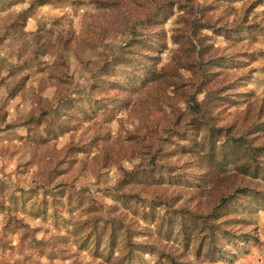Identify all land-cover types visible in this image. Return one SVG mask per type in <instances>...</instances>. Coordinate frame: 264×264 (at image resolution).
<instances>
[{"label": "rangeland", "instance_id": "1", "mask_svg": "<svg viewBox=\"0 0 264 264\" xmlns=\"http://www.w3.org/2000/svg\"><path fill=\"white\" fill-rule=\"evenodd\" d=\"M263 123L264 0H0V264L264 253Z\"/></svg>", "mask_w": 264, "mask_h": 264}, {"label": "trees", "instance_id": "2", "mask_svg": "<svg viewBox=\"0 0 264 264\" xmlns=\"http://www.w3.org/2000/svg\"><path fill=\"white\" fill-rule=\"evenodd\" d=\"M181 68H183V66H181ZM194 106L197 108L196 110H198V112H201V106L202 103H194ZM264 125V123H263ZM213 131L212 130L210 132L209 135V140H207L208 142V158L209 160L214 164L219 166L218 168H224V169H228L232 167V164H230V162H228V158L230 157H237V154H239V151H241L244 147H246L245 150V156L247 157V163L246 165L240 167L242 170V174H248L249 172H253L254 174H260L263 173L264 171L262 169H260V165H259V161L258 158H264V147L261 148H252V147H248V145H246L245 143H242L241 141H235L232 142L233 144L230 145L232 146L233 149H225V151H221V149H219V145L218 142L219 140H216L215 142L212 141V136H213ZM217 132L222 131L221 129H216ZM227 148V147H226ZM237 148V149H234ZM226 151H229V153H226ZM237 159H234V161H236ZM263 171V172H262ZM212 215H207L206 217H204L205 219L210 218V220H217L219 219V217L217 215L214 214V216L210 217ZM202 223L203 225L205 224V220L202 219ZM211 226H209V230L211 231ZM219 230L215 229L214 233H218ZM240 241H238L237 243L240 244H244V243H249L250 241L253 242H257L256 238L251 237L248 234H244L240 237ZM222 258H229V255H227L226 253H222ZM171 262H173L171 260Z\"/></svg>", "mask_w": 264, "mask_h": 264}, {"label": "crops", "instance_id": "3", "mask_svg": "<svg viewBox=\"0 0 264 264\" xmlns=\"http://www.w3.org/2000/svg\"><path fill=\"white\" fill-rule=\"evenodd\" d=\"M260 226H264V224H260ZM259 255H264V253H262L257 246H250L249 247V253H247L246 255H244L243 257H239V262H246L248 260H250L249 258H253L254 256H259ZM236 263V264H240V263ZM244 264V263H241Z\"/></svg>", "mask_w": 264, "mask_h": 264}]
</instances>
